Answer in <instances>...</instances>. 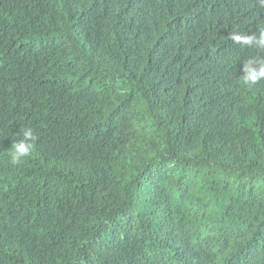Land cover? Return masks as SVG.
<instances>
[{
    "label": "trees",
    "instance_id": "1",
    "mask_svg": "<svg viewBox=\"0 0 264 264\" xmlns=\"http://www.w3.org/2000/svg\"><path fill=\"white\" fill-rule=\"evenodd\" d=\"M261 40L264 0H0V264H264Z\"/></svg>",
    "mask_w": 264,
    "mask_h": 264
},
{
    "label": "clouds",
    "instance_id": "2",
    "mask_svg": "<svg viewBox=\"0 0 264 264\" xmlns=\"http://www.w3.org/2000/svg\"><path fill=\"white\" fill-rule=\"evenodd\" d=\"M248 44L249 41L246 39L243 42ZM259 45H264V40L258 42ZM257 67H252V62L242 67V72L244 73L242 78V85L245 87H251L257 84L259 81L264 80V62L257 61ZM22 139L17 140L12 143L8 155L12 164L22 163L31 153L35 146L37 136L34 129L31 127L23 128L20 133Z\"/></svg>",
    "mask_w": 264,
    "mask_h": 264
}]
</instances>
